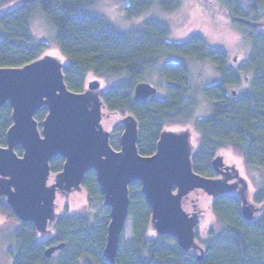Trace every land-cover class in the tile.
<instances>
[{"label":"trees","instance_id":"obj_1","mask_svg":"<svg viewBox=\"0 0 264 264\" xmlns=\"http://www.w3.org/2000/svg\"><path fill=\"white\" fill-rule=\"evenodd\" d=\"M95 1L0 0V66H23L48 53V42L37 39L32 31L35 17L43 16L62 55L68 87L83 92L92 78L108 82L101 93L105 109L132 114L137 119V144L142 155L156 152L160 135L168 125L191 123L198 132L193 154L196 172L217 175L212 160L228 146L248 165L264 166V30L258 27L264 21V0H220L232 24L251 42L249 57L241 68L247 73L249 87L242 92L230 91L243 79L228 64L226 52L209 45L201 35L194 34L181 42L170 41L169 25L156 18L146 19L135 28L119 30L91 10ZM184 1L129 0L123 8L126 18L132 19L141 17L155 2L169 13L179 10ZM177 57L210 61L215 66L216 78L194 87L189 65L175 60ZM151 74L168 82L165 97L136 101L135 85ZM202 99L209 103V115L197 118L195 111ZM11 113L10 105L1 109V145H5L6 132L12 125ZM46 114L44 107L36 118L41 121ZM114 128L115 132H122L123 125ZM117 137L120 148V135ZM17 151L21 154L22 148ZM63 163V158H54L52 171H60ZM83 187L90 199L104 200L95 171L87 173ZM253 202L264 204V187L255 193ZM2 212L18 219L5 198L0 201ZM151 212L141 184L131 185L129 216L134 245L123 256L118 255L117 264H200L194 252L161 243L173 238L147 236ZM212 212L222 230L209 231L211 239L206 243L202 264H264V211L247 222L239 197L227 193L213 200ZM109 221L108 216L102 226L96 227L86 217L60 214L52 235L45 238L32 222L19 220L13 232V247L9 249L12 264H107L103 251ZM60 242L66 243L61 256L47 258L45 249Z\"/></svg>","mask_w":264,"mask_h":264},{"label":"water","instance_id":"obj_2","mask_svg":"<svg viewBox=\"0 0 264 264\" xmlns=\"http://www.w3.org/2000/svg\"><path fill=\"white\" fill-rule=\"evenodd\" d=\"M63 69V61L48 54L23 66H0V115L5 105L12 109V125L5 145L0 144V201L5 198L18 219L32 222L44 236L52 232L48 230L50 222L56 223L59 217L58 193L83 187L87 173L95 171L111 217L103 255L107 264H117L120 238L129 216L130 186L140 183L152 211L151 224L159 236L175 239L187 253L200 249L196 257L202 264L205 254L197 242L198 220L184 210L183 199L197 189L214 199L231 193L234 186L228 182L231 172L224 157L216 154L212 160L216 176L202 175L194 170L195 149L188 134L165 129L156 152L142 155L137 144L138 121L132 114L124 121L120 149H115L111 133L101 124L105 108L102 91L98 92L101 82L94 78L85 91L75 92L68 87ZM156 92L154 85L140 81L135 85L134 98L147 100ZM44 107L47 114L40 122L36 114ZM56 157L63 158L64 163L50 184L54 173L51 161ZM237 196L247 222L264 211L255 214L249 201ZM65 246V242L52 245L45 249V256L50 258Z\"/></svg>","mask_w":264,"mask_h":264},{"label":"rangeland","instance_id":"obj_3","mask_svg":"<svg viewBox=\"0 0 264 264\" xmlns=\"http://www.w3.org/2000/svg\"><path fill=\"white\" fill-rule=\"evenodd\" d=\"M128 2L129 0H96L91 6V10L105 17L119 30L135 28L146 19L156 18L169 25L171 30L169 40L173 42H181L194 34H199L209 45L224 50L227 54L228 64L241 75L243 79L242 83L232 87L230 91L236 90L242 92L249 87V82L245 79L247 73L242 72L241 68L249 57L251 42L232 24L230 18L227 17V11L221 6L220 0H185L179 10L169 13L164 12L159 4L155 2L141 17L132 19L126 18L123 8ZM258 27L264 30V21L260 22ZM32 31L37 39L48 42L50 47L47 53L48 55L60 59L62 58L59 47L54 39L53 30L43 16L35 17L32 22ZM174 59L183 61L189 65L194 87L213 82L216 78L215 66L210 61L202 62L183 57ZM98 80L101 82V88L98 91L100 92V90L103 91L107 87L108 82L100 79ZM144 81L151 83L157 88V92L154 95L155 97H165L166 86L168 84L165 79L158 74H151L148 75ZM209 111V103L202 99L195 111V117H206L209 115ZM102 112L103 117L101 124L104 129L111 133V143L113 147L120 149L117 147V136L120 135L121 137L123 130L122 132H115L114 127L123 125L129 115L120 114L118 112H108L105 108ZM165 130L188 134V140L192 150L198 145V132L191 123L178 126L168 125ZM217 155H222L224 157L225 167L231 172L230 179L228 180V182L234 186L231 193L239 195L240 197L244 196L253 207L255 214L261 209H264L261 204L253 202L255 193L264 187V166L248 165L244 162L242 156L229 146L220 149ZM55 175L56 172L50 176V184L55 182ZM219 177L223 178L220 175ZM213 199V195L202 189L190 192L183 199L184 210L191 216L195 214L197 217V229L199 234L196 237L198 245L204 248V254L206 243L211 239L209 231L211 229L214 230V232L222 230V226L216 221L212 212ZM65 210L68 215H80L88 218L96 227H100L104 224L110 211L109 208L105 206L104 200L100 198L90 199L87 197V192L84 187L73 188L58 193L56 198V213H62ZM18 222L19 219L9 218L3 212L0 213V264H12V257L9 253V249L13 247V232ZM55 226V222L51 221L48 230L51 232ZM48 236L49 234L44 235L45 238ZM147 236L153 239L163 238L159 236L153 223L150 224ZM161 243L168 248H174L177 245L176 240H161ZM133 245L134 233L132 218L128 216L125 228L121 234L119 255L123 256L125 252L133 248ZM200 252V249L194 250L195 254H199ZM61 254L62 250H58L54 253L53 257L57 259Z\"/></svg>","mask_w":264,"mask_h":264},{"label":"flooded vegetation","instance_id":"obj_4","mask_svg":"<svg viewBox=\"0 0 264 264\" xmlns=\"http://www.w3.org/2000/svg\"><path fill=\"white\" fill-rule=\"evenodd\" d=\"M107 207H108V206H107ZM108 208H109V207H108ZM109 210H110V208H109ZM65 213H66V210H65L64 212H62V213H58V214H59V215H60V214L62 215V214H65ZM16 217H17V216H16ZM109 217H110V212H109ZM17 218H18V217H17ZM110 219H111V217H110ZM19 220H20V219H19ZM20 221H21V220H20ZM109 222H110V221H109ZM55 224H56V223H55ZM108 224H109V223H108ZM107 227H108V226H107ZM107 229H108V228H107ZM52 232H53V230H52ZM52 232H51V233H52ZM51 233H50V234H51ZM47 235H48V234H47ZM160 237H163V236H160ZM106 238H107V237H106ZM120 239H121V238H120ZM173 240H175V239H173ZM105 244H106V243H105ZM104 247H105V246H104ZM61 250H62V249H61ZM54 253H55V252H54ZM53 255H54V254H53ZM53 255H52V256H53ZM118 255H119V252H118ZM118 255H117V257H118ZM52 256H51V257H52Z\"/></svg>","mask_w":264,"mask_h":264}]
</instances>
